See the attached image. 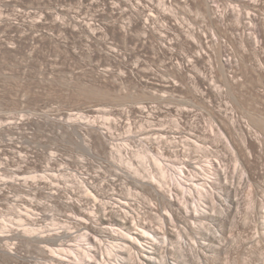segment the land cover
Here are the masks:
<instances>
[{
	"label": "rangeland",
	"instance_id": "374dc122",
	"mask_svg": "<svg viewBox=\"0 0 264 264\" xmlns=\"http://www.w3.org/2000/svg\"><path fill=\"white\" fill-rule=\"evenodd\" d=\"M147 1L111 13L114 0H0V264H79L74 250L93 249L81 215L121 208L160 237L159 260L166 210L125 155L146 180L158 160L176 197L192 196L198 220L170 228L197 248L182 256L169 238L174 264H264V38L250 20L264 27V0ZM138 11L156 35L119 31ZM213 164L227 170L222 182ZM100 242V260L126 262L124 243Z\"/></svg>",
	"mask_w": 264,
	"mask_h": 264
},
{
	"label": "bare ground",
	"instance_id": "6f19581e",
	"mask_svg": "<svg viewBox=\"0 0 264 264\" xmlns=\"http://www.w3.org/2000/svg\"><path fill=\"white\" fill-rule=\"evenodd\" d=\"M114 1H116L117 3L114 2L115 4L112 5V3L106 2L105 4V9L111 13L115 9V5L119 6L120 8V5H123V3H125V0H114ZM145 2L148 1L145 0ZM204 2H205L204 4L208 5L209 0H204ZM151 6L153 5H148V8ZM133 8H136L138 10L140 7H133ZM144 9L145 8L143 7V12ZM155 10L159 15L163 17L166 16L165 11L162 10L161 8L155 7ZM241 12H238V18H241L242 15ZM223 13H224L222 14L223 16L230 14L228 10ZM134 14L135 15L130 16L128 22L122 23L119 26V31L127 34L129 33V31L132 29L133 26H139L140 29L145 34L156 35L155 33L156 30L152 26L153 20L151 14H147L143 16L141 11H138L137 13ZM250 20L253 21L255 24V26L253 27V33L255 34L254 36L257 37V41L261 40L259 38H264V27L259 23L258 18L256 16L251 17ZM82 24L86 30H88L91 27V23L82 22ZM249 37L252 38L251 33L249 34ZM161 42H164L163 44H165L166 39H162ZM258 44L255 45L257 46ZM254 145H255L254 141L251 139V137L244 136L242 156L246 161L251 162L253 156L255 155L254 153L256 152V148H254ZM119 151L123 152V150H119ZM135 156L139 157L141 161H143L144 159L139 153H137ZM119 159L124 161V163H126L127 166H129V168L130 167L133 168L131 172L139 176L140 179L138 180L136 179V180L141 187H143L145 190L146 189L150 190L152 194L157 196V198H159L162 201L163 207L165 208L166 211L159 214L158 217L162 225L160 232L164 238L162 243V251L164 254L160 256L159 260L156 259L155 249H157L159 245L158 241L161 240L160 237L157 236L155 231L151 229L150 226H147L139 221L133 224L132 223L133 216L128 211L129 209L126 210L125 208L120 207L121 208L119 209L121 211L120 213L118 212L114 213L112 211L103 213L102 215H99V217L97 216L98 219L95 217L96 215L93 217L91 215L89 216V214H87L88 216L83 215L84 213L81 215L80 222L83 225V228L88 230L84 234V238L85 240H87V243L92 245L93 249L85 247L86 253L81 252V249L74 250L75 254L82 255V257L78 259L79 264H174L170 256L171 247L169 246V238H175L177 235L180 237V239H178V245H177V249L180 251V255L182 256L192 255L193 250H196L197 248L195 244L184 239L185 232L183 230H179L178 232H176L170 228V226L173 225V222L179 221V219H185L189 221L198 220L196 213L194 211L188 210L189 208L188 200L192 198L191 194L189 195L184 194L182 199L176 197V195L173 193L175 183L169 181H161L162 178H167V167L161 164V162H159L158 160H156L155 162L157 177L155 174H151V172H149L147 177H151V178L146 180L143 178L145 175L141 173L140 169L133 166L131 157L125 155V157L121 156V158L119 157ZM211 170L215 175V179L218 181L223 180L224 175H228L226 169L222 170L220 169L219 166H216L214 164L213 166L209 167V171ZM185 172H186V166H181V173H185ZM130 174L131 173H127L129 177H131ZM179 184L182 185L180 181ZM222 188L230 197H233L234 195L235 196L238 195L237 193L238 188L234 186L233 183H224L222 184ZM193 202H194V208L197 209L198 200L193 199ZM231 203L235 205L238 204V201L232 198ZM120 206H124V205H120ZM104 210L105 212L107 211L106 209ZM96 220L99 222H97ZM134 225H136L135 228ZM94 234H96L99 237L97 238L93 236ZM58 235L59 234H56V236ZM102 236H106L114 240H120L122 243L125 244V247L128 250L126 262L123 261V259L119 256L114 258L115 259L114 261H110V258L108 259L106 258V262L102 259L100 260L99 254L102 253L101 252L102 246L100 240ZM211 241L217 242V239L212 237ZM112 250L113 249H111V252H113ZM7 251L11 252L10 249ZM245 259H247V255ZM52 260H53V264H61L62 262H64V260L58 256H52ZM247 263H249V261H247Z\"/></svg>",
	"mask_w": 264,
	"mask_h": 264
}]
</instances>
